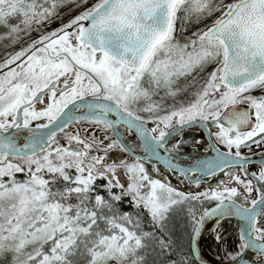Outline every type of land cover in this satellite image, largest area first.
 <instances>
[{
    "label": "snow or ice",
    "instance_id": "obj_1",
    "mask_svg": "<svg viewBox=\"0 0 264 264\" xmlns=\"http://www.w3.org/2000/svg\"><path fill=\"white\" fill-rule=\"evenodd\" d=\"M0 264H264V0H0Z\"/></svg>",
    "mask_w": 264,
    "mask_h": 264
},
{
    "label": "flooded vegetation",
    "instance_id": "obj_2",
    "mask_svg": "<svg viewBox=\"0 0 264 264\" xmlns=\"http://www.w3.org/2000/svg\"><path fill=\"white\" fill-rule=\"evenodd\" d=\"M173 182L175 183V180L173 179ZM183 189L185 190H190L191 188H194L195 186H192V185H182L181 186Z\"/></svg>",
    "mask_w": 264,
    "mask_h": 264
}]
</instances>
